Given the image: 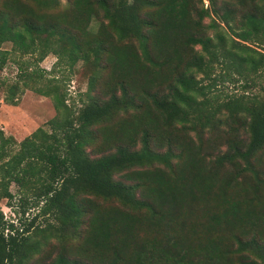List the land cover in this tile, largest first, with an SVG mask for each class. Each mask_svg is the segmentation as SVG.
I'll list each match as a JSON object with an SVG mask.
<instances>
[{"label": "trees", "instance_id": "obj_1", "mask_svg": "<svg viewBox=\"0 0 264 264\" xmlns=\"http://www.w3.org/2000/svg\"><path fill=\"white\" fill-rule=\"evenodd\" d=\"M208 1L210 12L238 40L264 36V0H225L220 6ZM197 2L96 0L97 10L87 0H75L72 10L56 16L69 33L46 24L44 14L38 23L0 13V69L10 53L1 50L5 43L20 56L52 53L70 66L99 49L110 68L102 96H91L89 87L75 116L57 86L29 88L32 76L22 74L24 89L51 98L58 114L69 113L50 120L48 131L37 129L13 154L0 131V200L11 205V184L20 194L18 224L0 212V264H30L36 256L40 264H264V88L249 94L253 84L246 83L241 94L223 100L216 90L234 82L230 71L264 77V54L232 38L228 47L219 32L209 36L203 24L209 9ZM99 13L106 21L101 38L87 41L88 21ZM216 68L223 74L214 75ZM13 99L5 101L14 105ZM129 109L130 120L113 132L115 145L90 159L86 149L96 139L95 126ZM223 135L225 148L215 153L210 146ZM197 194L213 204L208 228L203 235L191 231L185 240L173 213ZM90 196L114 204L104 207ZM27 206L37 208L28 224L21 218ZM38 218L43 223L34 226ZM162 224V242L149 236L136 241L142 227L154 234ZM82 227L77 255L47 257L43 248L52 239L64 244ZM224 231L233 244H223Z\"/></svg>", "mask_w": 264, "mask_h": 264}, {"label": "rangeland", "instance_id": "obj_2", "mask_svg": "<svg viewBox=\"0 0 264 264\" xmlns=\"http://www.w3.org/2000/svg\"><path fill=\"white\" fill-rule=\"evenodd\" d=\"M41 1H50L48 3H42ZM75 0H0V13H5L10 15V19L15 18L18 21H21L24 18H31L35 22H38L40 15L44 14L46 24H52L56 26L58 31L69 33V26H66L62 21L56 20V16L66 11H70L73 8ZM131 1V0H128ZM196 6L198 5L197 0ZM204 9H209V16H207L203 24L206 27V32L209 36L213 37L217 32L224 34L226 38V46L230 47V39H234L246 46H249L251 49L256 50L264 54V36H259L255 38V42H242L238 40L234 33L230 31L223 23L219 22L218 18L210 12V3L208 0H201ZM89 4L94 6L96 9L97 3L96 0H87ZM225 0H217L218 5L220 6ZM20 6H24L25 9H22ZM201 6V5H200ZM98 10V9H97ZM28 11L33 12V17L30 16ZM250 12V8L246 9ZM244 12V11H243ZM13 17V18H12ZM58 22V23H57ZM39 23V22H38ZM216 24L218 27L215 29L210 28L211 24ZM102 24H106V21L102 19L101 14L94 15L88 21L86 26V31L89 34L84 36L87 41L93 39V37L100 39L99 32L102 30ZM72 34L80 35L75 29L72 30ZM69 35V34H66ZM1 50L9 51L8 59L5 66L0 69V131L3 132L4 137L10 139L9 151L11 154L17 152L19 149V143L22 142L25 138L31 136L37 129H43L48 131L47 123L55 117L65 118L68 111H64L61 114H58L53 106L51 98L40 96L29 89H24L23 79L26 80L24 75H31L32 79L27 80L29 88L31 87H54L57 86L58 91L65 94V104L75 116L78 112V109L83 105V101L86 100L84 94L87 92L89 87H91L90 95L99 97L102 96V93L105 90V85L109 81V65L105 63V54L100 53L99 49L91 56L87 61L79 60L73 65H69V60L63 57L62 60L52 53H46L42 58L38 53L28 54L25 56H20L18 53L11 50V44L5 43L1 45ZM196 50L200 51V47L196 46ZM99 54V55H98ZM102 54V55H101ZM251 56L257 57L256 54ZM100 58H96V57ZM232 81H225L220 85H217L218 92L217 94L220 97V100H223L225 95L236 94L239 95L243 91V86L248 84H253V86L247 91L249 94H262L264 88V77L259 73H251L247 69H243V76H235V74L230 71ZM23 74V76H22ZM223 74V70L218 68L215 69L214 75ZM202 75H198V79ZM250 80L252 82H250ZM210 81L204 80L203 84H208ZM11 85H17V90L10 91ZM13 96L14 105L9 104L5 101L6 97ZM82 100V101H81ZM133 114L132 110L118 111L108 119L107 121L101 123L99 126H95L97 131L96 139L92 146L86 149V153L90 159H95L113 147L115 142L113 141V132H117L120 129V126L126 124ZM104 129H109L111 134L108 132H103ZM240 136L246 138L243 130H240ZM182 134H179L178 137H181ZM191 136H194V133H191ZM224 136V135H223ZM205 137L209 138L210 133L205 131ZM212 137V136H211ZM225 136L223 139H216V144L210 147L217 148L215 153L218 151H223L225 146ZM210 141V140H209ZM139 146V145H138ZM208 147V152L212 153V150ZM207 156V155H206ZM210 159V158H209ZM264 164V161H263ZM262 165L264 171V165ZM115 178H121V174H118ZM11 194L14 196V199L10 203L3 199L0 200V212L3 215V218L7 222H13L18 224L17 220L20 217V214L17 212L20 211L19 207V198L20 194L18 187L14 184H11L9 187ZM93 201H99V203L106 207L108 204H114L112 202H103L99 199L89 197ZM202 199L197 194V199H192L191 202H186L184 205L179 206L173 214L178 219V224L181 227L183 238L185 240H190L189 237L192 235L190 232L195 231L197 235L205 234L207 230L208 215L210 214V206L213 204L208 201L207 203L203 202ZM108 203V204H106ZM208 205L209 210L206 212L205 205ZM106 205V206H105ZM37 208L32 206H27L23 222L28 224L32 218L36 215ZM43 223L42 218H38L35 221L34 226L40 225ZM186 226L190 227L189 231L186 230ZM263 232H264V228ZM142 232L139 233V237L136 241H143L148 236L149 238H155L157 242H162L164 235H166L164 224L158 228L152 229L153 233H148L149 228L142 227ZM83 227L80 230V235L66 241L64 244H61L59 241L52 239L49 244H47L43 250L45 254H48L47 257L54 258L59 254L68 253L69 255H77L80 239H82ZM6 233V231H5ZM237 233V231H236ZM191 234V235H190ZM190 235V236H189ZM262 239L261 243L264 245V233L261 234ZM231 234L229 231H224L222 234V241L224 245L232 243L227 242V238ZM251 236L247 234L246 237ZM196 241V240H195ZM233 244V243H232ZM36 256L33 260L30 261V264H40L36 263ZM45 261H48L45 258Z\"/></svg>", "mask_w": 264, "mask_h": 264}]
</instances>
